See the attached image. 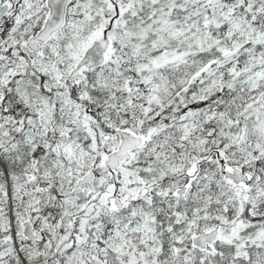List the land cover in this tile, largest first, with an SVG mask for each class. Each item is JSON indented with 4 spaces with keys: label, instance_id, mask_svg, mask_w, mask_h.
<instances>
[{
    "label": "snow or ice",
    "instance_id": "6c2138e0",
    "mask_svg": "<svg viewBox=\"0 0 264 264\" xmlns=\"http://www.w3.org/2000/svg\"><path fill=\"white\" fill-rule=\"evenodd\" d=\"M0 264H264V0H0Z\"/></svg>",
    "mask_w": 264,
    "mask_h": 264
}]
</instances>
